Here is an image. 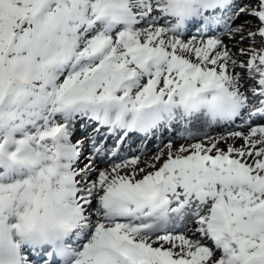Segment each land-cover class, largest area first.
<instances>
[{"label": "snow or ice", "instance_id": "snow-or-ice-1", "mask_svg": "<svg viewBox=\"0 0 264 264\" xmlns=\"http://www.w3.org/2000/svg\"><path fill=\"white\" fill-rule=\"evenodd\" d=\"M0 264H264V0H0Z\"/></svg>", "mask_w": 264, "mask_h": 264}, {"label": "rangeland", "instance_id": "rangeland-1", "mask_svg": "<svg viewBox=\"0 0 264 264\" xmlns=\"http://www.w3.org/2000/svg\"><path fill=\"white\" fill-rule=\"evenodd\" d=\"M183 143H192V142H189V140H186V139H182V140L176 142L175 145L178 146L179 144H183ZM155 153H156V150L153 151L152 154H151V152L147 153V154H148L147 159H148V160H151L152 156L155 155Z\"/></svg>", "mask_w": 264, "mask_h": 264}, {"label": "bare ground", "instance_id": "bare-ground-1", "mask_svg": "<svg viewBox=\"0 0 264 264\" xmlns=\"http://www.w3.org/2000/svg\"><path fill=\"white\" fill-rule=\"evenodd\" d=\"M179 135H180V134H179ZM190 142L194 143V142H196V141H190ZM147 157H148V155L145 157V159H147Z\"/></svg>", "mask_w": 264, "mask_h": 264}]
</instances>
